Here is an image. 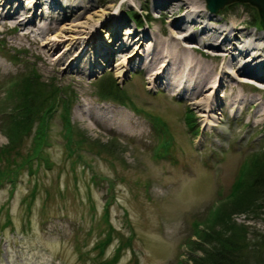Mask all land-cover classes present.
<instances>
[{
  "label": "rangeland",
  "instance_id": "374dc122",
  "mask_svg": "<svg viewBox=\"0 0 264 264\" xmlns=\"http://www.w3.org/2000/svg\"><path fill=\"white\" fill-rule=\"evenodd\" d=\"M170 1L174 0H131L124 5L121 40L127 30L134 29H148L164 37L170 22L179 16L163 13ZM92 2L87 16L100 13L108 3L118 10L121 0ZM252 6L234 1L217 12L207 8L208 24L217 28L225 20L240 18L241 24L264 34V27L251 22L258 12ZM68 12L55 14L53 20H80L62 18ZM135 13L141 16L140 23L134 19ZM4 20L0 22V264L186 262L217 212L216 218L225 215L223 208L240 186L244 172L248 171V184L255 169L261 168L257 162L264 163V87L240 80L246 74L238 72L239 78L218 89L222 104L211 109L196 107L183 93H168L161 83L149 85L136 63L117 69L118 58L111 51H107L111 63L101 56L99 64L81 71L68 66L66 60L48 58L46 48L32 35H24L22 25ZM111 27L101 31L110 46L121 41L115 39V27ZM188 30L208 40L198 27L192 25ZM47 33L63 39V34L72 31ZM206 48L220 51L221 47L206 44ZM63 50V45L53 50L54 56ZM80 52L81 45H75L72 55ZM192 53L210 64L230 56L213 55L202 48ZM85 57L83 52L81 58ZM262 68L257 75L248 76L264 83ZM34 74L42 82L63 87L71 95L70 102L63 94L48 125L40 130L39 121L32 122L29 136L8 154L3 148L8 147L9 132L17 124L11 111L18 103L19 82ZM107 80L126 92V104L101 96L99 84ZM235 93L247 99L234 103L231 97ZM81 105L113 114L120 110L131 116V124L122 129L103 123L82 114ZM67 123L73 132L86 134L82 148L74 149L70 143ZM41 132L43 146L33 157L35 137ZM261 208L259 214L233 212L229 217L254 233H264ZM216 218L218 227L221 220L216 222Z\"/></svg>",
  "mask_w": 264,
  "mask_h": 264
},
{
  "label": "bare ground",
  "instance_id": "6f19581e",
  "mask_svg": "<svg viewBox=\"0 0 264 264\" xmlns=\"http://www.w3.org/2000/svg\"><path fill=\"white\" fill-rule=\"evenodd\" d=\"M166 2L161 3L166 4ZM93 4L92 0H26V2L25 0H0V22H6L4 18H7L9 21L22 25L21 31L24 35H32L34 41L41 42L46 48L45 54L48 58L53 57L58 61L66 60L68 66L77 68L78 71L99 64L97 58L101 56L106 62L111 63L107 53L111 51L110 55L118 58L117 69H127L130 64L136 63L140 69L144 70L149 85L161 83L168 93L173 95L183 93L188 102L195 103L196 107L211 109L215 105L222 104L223 101L219 94L217 95V91L221 85L239 78L238 72L246 74L239 78L240 80L264 87V83L248 76L257 75V71L264 67V43L261 42L264 34L249 29L248 24H241L243 19L225 20L221 26L212 27L207 21L205 1L174 0L168 3L167 10L163 13L166 16H179L170 22L164 37L148 29H134L127 30V35L121 40L123 37L119 29L126 20L120 12L124 5L131 4V0H121L118 10H113L114 4L108 3L100 13L92 10L93 16H87L86 12L91 10ZM61 11L70 12L69 15V12L63 14L62 18L71 17L74 18L72 20H80L75 23L71 21L60 23L55 21L56 19L53 20L56 17L55 14ZM85 17L90 20H82ZM192 25L198 27L202 37H208V40L199 39L193 30L189 31ZM105 27H111V29L115 27L113 29L115 39L120 38L121 41L114 43L116 45H108L101 33ZM53 29L68 30L72 33L63 34V39L58 35L49 36L47 32ZM78 44L81 45V52L72 55L73 47ZM201 44L204 46L201 47ZM206 44L220 46V51L207 49ZM62 45L63 52L59 53V56H54L53 50ZM89 48L90 50L96 48L92 50L94 54H88ZM196 48H202L213 55L230 53V56L229 59L223 58L218 63L210 64L192 53L196 51ZM83 52L86 55L84 59L81 58ZM79 59L82 60L81 63ZM231 98L234 103L247 99L239 93H235ZM80 109L82 114L93 119H100L103 123L115 124L122 129L129 128L132 121L130 115L126 116L120 110L113 114L100 109L96 110L93 106L85 108L81 105ZM112 111L115 112V110Z\"/></svg>",
  "mask_w": 264,
  "mask_h": 264
},
{
  "label": "trees",
  "instance_id": "16d2710c",
  "mask_svg": "<svg viewBox=\"0 0 264 264\" xmlns=\"http://www.w3.org/2000/svg\"><path fill=\"white\" fill-rule=\"evenodd\" d=\"M250 4L246 2L249 7L252 6ZM255 7L252 6V8ZM134 19L137 23H140L141 16L139 17L135 13ZM251 22L256 26L264 27V19L259 10L256 14H253ZM39 78V75L34 74L24 77V80L22 79L19 82V88L17 89L18 103L11 111L17 117L15 120L17 124L9 132L10 142L8 147L3 148V150L7 149L8 154L23 141L25 136H29L32 122L38 120L40 130H42L45 123L48 125L50 113L55 107L57 108L59 101H63V94L67 97L66 102H70L69 98H71V95L66 94L63 91V87L55 84L49 85L44 80L43 82L40 81ZM99 93L105 98L116 99L126 104L125 100L127 99L125 97L127 94L120 89L119 84L115 81L100 82ZM193 125L194 123L190 124L191 127ZM67 128V135L74 149L82 148L87 141L86 134L81 130H74L75 132H73L70 123H67ZM42 137V132L35 137L36 143L33 148V157L37 156L41 151L43 146ZM27 160L25 161L28 162ZM14 165L16 168L18 164L14 163ZM257 166L261 168L255 169L254 178L248 184L246 181L248 171L244 172L240 186L232 193L233 195L228 200L229 203L227 202L228 205L223 208L227 210L224 213L225 215L223 217L219 215L216 218L217 212L212 221L213 223L210 225L211 227L209 226L210 228L208 227L201 232L199 241L195 243L194 248L191 250L192 252L190 251L188 260L191 262L186 260L183 264H264V233H254L252 229H249L248 225L238 224L233 218L229 217L233 212L249 213V215L251 213L259 214L258 212L262 210L260 206L264 207V163L262 161L257 162ZM15 168L13 171H16ZM221 213H223V210ZM215 218L216 222L221 220L218 227H215ZM250 232L254 235L249 236Z\"/></svg>",
  "mask_w": 264,
  "mask_h": 264
},
{
  "label": "water",
  "instance_id": "95a60500",
  "mask_svg": "<svg viewBox=\"0 0 264 264\" xmlns=\"http://www.w3.org/2000/svg\"><path fill=\"white\" fill-rule=\"evenodd\" d=\"M241 1L248 2L257 7V9L261 12L264 19V0H206L207 8L212 12H217L220 8L224 7L226 4Z\"/></svg>",
  "mask_w": 264,
  "mask_h": 264
}]
</instances>
